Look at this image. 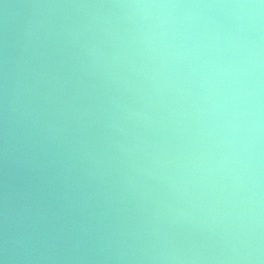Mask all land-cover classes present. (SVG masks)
<instances>
[{
    "label": "clouds",
    "instance_id": "obj_1",
    "mask_svg": "<svg viewBox=\"0 0 264 264\" xmlns=\"http://www.w3.org/2000/svg\"><path fill=\"white\" fill-rule=\"evenodd\" d=\"M0 264H264V0H0Z\"/></svg>",
    "mask_w": 264,
    "mask_h": 264
}]
</instances>
